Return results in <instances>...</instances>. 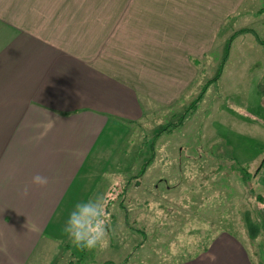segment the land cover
<instances>
[{"label": "crops", "instance_id": "1", "mask_svg": "<svg viewBox=\"0 0 264 264\" xmlns=\"http://www.w3.org/2000/svg\"><path fill=\"white\" fill-rule=\"evenodd\" d=\"M262 1L222 0L225 25L240 23L231 43L240 42L249 71L263 66ZM180 3L0 0V264H43L50 246L61 250V204L92 198L99 182L94 193L106 200L113 179L131 170L119 161L129 151L118 150L133 126L152 109L182 111L200 75V24ZM38 173L46 186L31 183ZM241 238L215 230L203 255L180 264H264Z\"/></svg>", "mask_w": 264, "mask_h": 264}, {"label": "rangeland", "instance_id": "2", "mask_svg": "<svg viewBox=\"0 0 264 264\" xmlns=\"http://www.w3.org/2000/svg\"><path fill=\"white\" fill-rule=\"evenodd\" d=\"M180 1L185 16L200 24V61L195 62L200 75L194 89L185 97L179 114L166 116L152 109V114L133 126L130 144L122 141L120 156L129 151L126 158L130 159L127 164L119 161L131 170L120 171L113 179L115 184L110 186L103 217L106 245L82 251L73 247L62 231L61 250L50 246L43 264H78L80 257L79 264L187 263L204 254L215 230L242 237L244 243L248 242L253 260H264V201L256 198L258 193L264 195V166L252 183L241 179L246 167L252 173V167L264 160V100L258 89L259 83L264 84V24L260 37L263 66L249 71L240 42H230V60L224 63L218 80L209 85L181 125L169 127L168 124L178 121L203 84L214 78L225 56L227 41L234 39L240 28L238 20L231 26L225 25L228 11L224 10L222 0ZM213 1H218L216 9H211ZM205 2L209 6H204ZM192 3L196 5L194 9L190 7ZM7 11L9 15L13 13ZM163 126H168L167 131L156 136L155 131ZM153 140L154 151L150 147ZM151 152L154 156L146 175L136 178L140 165ZM98 188L100 182L94 192ZM93 193L91 197L96 196ZM76 203L61 204L56 213L57 224L65 227L61 217L65 218ZM259 215L261 219H257ZM249 228L259 231V235L251 239ZM64 244L69 249H63Z\"/></svg>", "mask_w": 264, "mask_h": 264}, {"label": "clouds", "instance_id": "3", "mask_svg": "<svg viewBox=\"0 0 264 264\" xmlns=\"http://www.w3.org/2000/svg\"><path fill=\"white\" fill-rule=\"evenodd\" d=\"M31 183L44 187L48 183V178L38 173L32 177ZM22 194L25 196L28 194L27 186L23 189ZM105 205L104 196L96 195L76 203L69 213L63 230L79 250H92L97 246L104 247L106 245L107 233L103 219Z\"/></svg>", "mask_w": 264, "mask_h": 264}, {"label": "trees", "instance_id": "4", "mask_svg": "<svg viewBox=\"0 0 264 264\" xmlns=\"http://www.w3.org/2000/svg\"><path fill=\"white\" fill-rule=\"evenodd\" d=\"M261 10H264V5L263 7L261 8ZM260 41H262L261 39H259ZM230 42H231V39H229L227 41L228 43V46H227V49H225V56L223 57V59L221 60L220 62V65L218 66V70L217 72L215 73L214 75V78L213 79H208L203 85V88L201 89V91L199 92V94L196 96V98L183 110V112L181 113V115L178 117V121L176 123H170L168 124L169 127H172V126H178V125H181L183 123V121L185 120V117L186 115L192 110L194 109L198 102L201 100L203 94L205 93V91L207 90V88L209 87V85L213 84L214 82H216V80H218V78L220 77L221 73H222V70H223V66H224V63L226 61V58L228 56V52H229V47H230ZM258 89H259V92L264 100V84L263 83H259L258 85ZM168 126H163L161 127L160 129H157L155 131L156 133V136H159V134H161L162 132H164V130L168 127ZM167 131V130H165ZM156 138V137H155ZM155 140V139H154ZM154 140L153 142L150 144V147L151 149H153V146H154ZM153 156V152L151 153V157ZM150 157V158H151ZM148 164V161H146V163H144L140 169V171L138 172V175L135 176L136 178L138 176H140L143 172H144V169L146 167V165ZM264 166V160L262 162V164L260 163V165L258 166V168L256 170H254V172H250L249 171V168L246 167L247 171L244 173V175L242 174L241 175V179H245L244 181H246L247 183L248 182H251L252 183V180L254 179L255 177V174ZM240 169L242 170V167H240ZM128 182V181H126ZM127 184V183H126ZM256 198L260 201V202H263L264 201V195L262 193H258V195L256 196ZM261 215H259V217L257 219H261ZM256 223V222H255ZM258 224V223H257ZM82 251H85V250H82ZM82 257H80L81 259ZM79 258H77V262L78 264L80 263ZM71 262H68L67 264H70ZM105 264V263H103ZM107 264V263H106Z\"/></svg>", "mask_w": 264, "mask_h": 264}]
</instances>
